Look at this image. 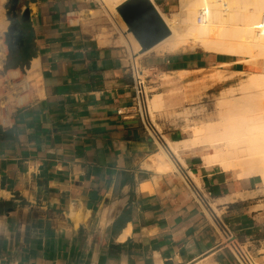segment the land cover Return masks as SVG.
I'll use <instances>...</instances> for the list:
<instances>
[{
	"label": "crops",
	"instance_id": "crops-1",
	"mask_svg": "<svg viewBox=\"0 0 264 264\" xmlns=\"http://www.w3.org/2000/svg\"><path fill=\"white\" fill-rule=\"evenodd\" d=\"M154 6L171 8L167 0ZM94 8L22 0L27 39L6 74L24 77L26 67L30 93L0 122V264H239L220 223L243 245L262 247L256 261L264 264L262 225L246 210L261 180L207 164L206 151L174 156L166 140L187 136L168 121L153 129L161 141L145 128L127 70L133 53L94 35ZM138 54L169 73L242 65L224 54L163 57L141 46Z\"/></svg>",
	"mask_w": 264,
	"mask_h": 264
},
{
	"label": "bare ground",
	"instance_id": "bare-ground-1",
	"mask_svg": "<svg viewBox=\"0 0 264 264\" xmlns=\"http://www.w3.org/2000/svg\"><path fill=\"white\" fill-rule=\"evenodd\" d=\"M98 1L118 34L112 40L106 33L101 34L103 43L124 45L137 54L140 44L132 33H126L127 25L117 11L128 0ZM151 1L155 3L157 0ZM159 12L171 35L149 50L150 53L174 54L197 48L204 52L241 57V63L261 64L259 59H264V0H179V6L171 15L161 9ZM94 13L89 12L88 17H94ZM6 27L4 10L0 9V30ZM4 49L0 39V57H3ZM262 65L264 70V61ZM232 73L247 76L236 88L230 87L221 93L216 103V118L191 123V111L178 112V116L187 120L184 132L188 137L178 143L166 142L176 157L182 149L206 151L204 160L207 164L233 171L241 178L258 177L264 185V71ZM18 75L19 71H10V78ZM215 78L226 79L222 72ZM165 106V94L154 95L149 102L151 120ZM161 157L171 161L164 148ZM190 179L197 188L200 187L194 176L191 175ZM211 208L218 213L215 205Z\"/></svg>",
	"mask_w": 264,
	"mask_h": 264
},
{
	"label": "rangeland",
	"instance_id": "rangeland-1",
	"mask_svg": "<svg viewBox=\"0 0 264 264\" xmlns=\"http://www.w3.org/2000/svg\"><path fill=\"white\" fill-rule=\"evenodd\" d=\"M95 4V15L91 20V30L94 35L100 38V35L106 33L110 40L118 37L116 30L114 29L108 15L103 9L101 3L98 0H89ZM165 0H157L156 5H160ZM170 3L171 8L168 10V14H172L179 6V0H167ZM8 0H0V9L4 10L5 19L7 21V27L5 30H0L1 34H6L10 27V21L7 17L6 4ZM118 11V8H117ZM119 14V13H118ZM120 15V14H119ZM121 17V16H120ZM122 19V17H121ZM123 20V19H122ZM124 21V20H123ZM125 23V22H124ZM126 24V23H125ZM128 28V26H127ZM131 33L129 28L126 31ZM105 44V43H104ZM106 44H113L112 42ZM118 45V44H116ZM120 45V44H119ZM139 52V51H138ZM137 52V53H138ZM182 52H204L197 48H188L177 53ZM141 54V53H140ZM138 54L139 60L144 68L145 75L148 76L149 90L151 96L163 93L165 94L166 106L165 108L156 114V117L152 119V124L155 129H160V121L170 122L174 128L184 131V127L187 125V120L183 116H178V112L185 110L191 111L189 119L191 123H197L206 121L210 118H216L217 109L216 103L221 93L230 88L237 87L241 79L245 78L246 74L232 73L228 67H215L199 72H184V73H169L165 69L153 70L151 67H147L145 63H142L143 57ZM215 54V53H212ZM11 53L8 51L9 59ZM152 55V54H151ZM166 57L168 54H156ZM150 56V55H148ZM236 60H240L241 57H235ZM264 59H259L261 64L242 63L240 72H252L257 73L264 71L262 62ZM8 63V62H7ZM5 74L7 73V66L4 67ZM222 72L226 79L218 80L215 76ZM1 73V72H0ZM3 75V73H1ZM31 79V78H30ZM167 93V94H166ZM151 97V98H152ZM188 137V135L185 133ZM247 211L249 213L259 216L258 223L262 225V232L258 235L260 238H264V185L261 183L259 189L256 190L254 198L247 202ZM217 213V212H216ZM219 215V214H218ZM242 251L244 254L252 260L254 264H258L256 258H259V250L262 247H255L256 244H242V240H239ZM239 258V257H238Z\"/></svg>",
	"mask_w": 264,
	"mask_h": 264
},
{
	"label": "built area",
	"instance_id": "built-area-1",
	"mask_svg": "<svg viewBox=\"0 0 264 264\" xmlns=\"http://www.w3.org/2000/svg\"><path fill=\"white\" fill-rule=\"evenodd\" d=\"M5 35V33L0 35V39L3 41V45L5 46V53L3 57H0V60H2L0 72L3 73V75L0 73V122H4L6 119H8L15 109L24 104L26 101L25 98L30 93L27 72L28 70L26 67L24 68V77L7 78V74H5L4 67L6 66L9 51ZM127 70L132 79L133 101L135 104L136 113L142 120L145 128L147 130L151 129L157 140L161 141L163 138L160 134L157 135L154 132V126L152 124L151 118L149 117V102L152 96L151 91L149 90L148 76L145 75L144 68L137 54L129 55ZM196 197L204 204L209 206L206 197L200 192L199 189L196 191ZM220 229L226 240L229 242L231 250L237 258L238 263L254 264L252 260L244 254L239 241L236 239V237H234L229 227L223 223H220Z\"/></svg>",
	"mask_w": 264,
	"mask_h": 264
},
{
	"label": "water",
	"instance_id": "water-1",
	"mask_svg": "<svg viewBox=\"0 0 264 264\" xmlns=\"http://www.w3.org/2000/svg\"><path fill=\"white\" fill-rule=\"evenodd\" d=\"M21 3L22 0H8L6 4L7 17L12 25L5 39L12 55L25 47L24 31H20L16 24ZM118 13L144 51L151 50L171 35L169 27L151 0H128L118 7ZM22 18L24 23H28L30 11L25 10Z\"/></svg>",
	"mask_w": 264,
	"mask_h": 264
},
{
	"label": "flooded vegetation",
	"instance_id": "flooded-vegetation-1",
	"mask_svg": "<svg viewBox=\"0 0 264 264\" xmlns=\"http://www.w3.org/2000/svg\"><path fill=\"white\" fill-rule=\"evenodd\" d=\"M16 24L18 25V28L20 31H24V39L26 42L27 38L25 36V26L27 25V23H24V21H23L21 9L19 10V18H18V21L16 22ZM10 25H12V23H10Z\"/></svg>",
	"mask_w": 264,
	"mask_h": 264
},
{
	"label": "trees",
	"instance_id": "trees-1",
	"mask_svg": "<svg viewBox=\"0 0 264 264\" xmlns=\"http://www.w3.org/2000/svg\"><path fill=\"white\" fill-rule=\"evenodd\" d=\"M15 56H16V54L13 55V57H15ZM16 67H18V66L16 65L15 61H11V62L8 63V65H7V69H15Z\"/></svg>",
	"mask_w": 264,
	"mask_h": 264
}]
</instances>
